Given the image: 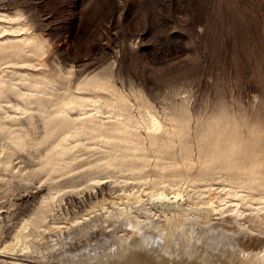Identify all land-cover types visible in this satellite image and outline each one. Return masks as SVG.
<instances>
[{"label": "rangeland", "instance_id": "rangeland-1", "mask_svg": "<svg viewBox=\"0 0 264 264\" xmlns=\"http://www.w3.org/2000/svg\"><path fill=\"white\" fill-rule=\"evenodd\" d=\"M0 250L264 264V0H0Z\"/></svg>", "mask_w": 264, "mask_h": 264}, {"label": "bare ground", "instance_id": "bare-ground-1", "mask_svg": "<svg viewBox=\"0 0 264 264\" xmlns=\"http://www.w3.org/2000/svg\"><path fill=\"white\" fill-rule=\"evenodd\" d=\"M179 195H175V196H173V197H168L167 196V194H165V193H159L157 196H156V198L154 199V200H157V202H159V203H161V204H167V205H178V203L180 202H178V197ZM180 199H181V197H180ZM155 202V201H154ZM156 204V203H155ZM182 205V204H181ZM177 207V206H176ZM179 207H180V205H179ZM182 207H184V206H182ZM178 208V207H177ZM187 208V207H186ZM186 208H185V210H186ZM122 209V208H121ZM184 209V208H183ZM128 211V210H127ZM113 215V214H112ZM120 215V214H119ZM122 215V214H121ZM120 215V216H121ZM175 216V215H174ZM123 217H125V215H123ZM129 219V218H128ZM185 220V219H184ZM180 221V220H179ZM142 223V222H141ZM186 223V222H185ZM187 225V224H186ZM170 227V226H169ZM177 227V226H176ZM174 228V227H173ZM172 230V229H171ZM183 239V238H182ZM190 239V238H189ZM122 243V242H121ZM183 247V246H182ZM179 252V251H178ZM244 254H245V252H243ZM263 256L264 255V253H262V252H259V254L258 255H256V258L257 257H259V256ZM106 257H107V255H105ZM144 257H146V256H144ZM150 257V256H149ZM142 259V258H141ZM149 259V258H148ZM0 260H10V261H16L17 260V256H14L13 255V253H10V252H8V251H4V250H0ZM20 260V259H19ZM159 262V261H158ZM32 263V262H31ZM33 263L34 264H37V263H35L34 261H33ZM39 263V262H38ZM99 263H100V261H99ZM14 264H20L19 262H17V263H14ZM163 264V263H162ZM167 264V263H166Z\"/></svg>", "mask_w": 264, "mask_h": 264}]
</instances>
